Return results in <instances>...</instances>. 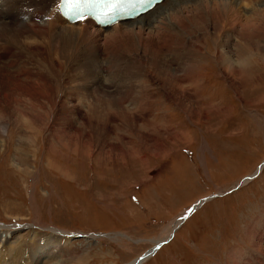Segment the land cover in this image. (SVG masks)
Instances as JSON below:
<instances>
[{
  "label": "rangeland",
  "instance_id": "rangeland-1",
  "mask_svg": "<svg viewBox=\"0 0 264 264\" xmlns=\"http://www.w3.org/2000/svg\"><path fill=\"white\" fill-rule=\"evenodd\" d=\"M235 2L210 8L223 36L199 54L177 41L117 48L78 30L66 46L48 27L50 38L0 36V229H21L2 264H129L166 239L140 264L264 263V164L242 178L264 159V0ZM198 11L185 12L195 28ZM225 56L246 57L234 88L215 63ZM144 60L179 66L196 103L168 99V76L137 69ZM33 233L45 247L25 261Z\"/></svg>",
  "mask_w": 264,
  "mask_h": 264
},
{
  "label": "bare ground",
  "instance_id": "bare-ground-1",
  "mask_svg": "<svg viewBox=\"0 0 264 264\" xmlns=\"http://www.w3.org/2000/svg\"><path fill=\"white\" fill-rule=\"evenodd\" d=\"M241 1L246 2L248 0H240V2ZM57 2H58V0H0V36H5V35L17 36V35L27 34V35H35L37 37H43V35L47 36L45 34V32H46L45 27H48L52 31V34H53L52 37L54 38V39L53 38L52 39L55 40L57 43L59 40L64 39L63 43L66 46H68L70 44L69 42L75 41V38H76V36H75L76 32L75 31L78 30V31H82L81 34L84 33L86 35H93V37H95L97 39H101V38L103 39L104 38V42L106 44H110V43L114 44V45H116L117 48H120L118 46L122 42H124L126 40L129 42L130 40H132L134 38L136 40H139L138 42L142 45H145L146 42H147L146 43V45H147L148 40H150V42L152 41L151 42L152 44L155 42V44H154L155 46H156V43H159L160 45H165V47H166V43L170 44V42L172 43V41H175V42L177 41L176 43H178V42L186 43L187 48L189 50L190 49L197 50V52L199 54V51L201 49H200L198 44L204 43L203 41L206 42V40H205L206 38H210V39L212 37L220 38L223 36V34H222L223 30H221L218 27H215L216 24L213 20L215 18V16L213 18V16L209 14L210 12H212V11H210L211 10L210 8L211 7H217V8L221 7L223 10H227V13H228V10H230V9L234 8L236 5H238V3L236 4L235 0H158V1L154 2L151 6H148L147 8H144L143 10L138 12L137 14L130 16L129 19L124 20L125 19L124 18L123 20L117 21L115 24H112L110 26L111 28L106 27L104 24L97 23V22L93 21L92 19H87V20L83 21L82 22L83 25H80L81 27L76 28L78 25L76 27L73 25H72L73 27L72 26L71 27L70 26H68V27L64 26L65 24H67L66 23L67 20H65L64 18H62L60 16L59 10L56 6ZM171 6H174V7H172L169 10V8ZM192 6H195L196 9L198 8L200 11L201 10H204L205 12L207 11L206 14L204 13L205 16L202 13H199V11H198L199 14L197 15V20L199 21V23L201 22L200 23L201 29L198 27L195 28L196 26H199V25H196L195 27L189 25L190 19L188 18L189 16H187V13H185V12H190V7H192ZM244 6H246V5H244ZM212 9H215V8H212ZM222 9H221V12H223ZM261 9H263V7H260V10ZM217 10H215L216 15L218 12H220L219 10L217 12ZM260 10H258L259 11L258 14L260 12H262ZM221 12H220V14H221ZM228 15L229 14H227V16ZM260 15H261V13H260ZM194 18H195V16H194ZM40 23H41V25H40ZM263 23L264 22L262 21V24ZM224 27H222V28H224ZM90 28H91V30H90ZM103 28H109V29H103ZM134 28H136V30H134ZM55 31H58V32H55ZM47 32H49V30ZM49 36H47V37H49ZM65 42L67 44H65ZM59 43H60V41H59ZM61 43H62V41H61ZM147 46H146V48H147ZM149 46L152 47L151 44ZM150 49H152V48H150ZM169 49H170V47H169ZM152 52H153V50H152ZM245 58L246 57H243V56L237 57L236 61L230 60L231 58L229 59L228 56H225L224 59L221 57L215 58V63L218 65L219 74L229 88H230V86H231V88H234V86L236 85V83L233 82L234 78L233 77L231 78V76H234L235 74L237 75L240 72H243L245 70V67H244V65H246L245 64V62H246ZM145 59H147V58H145ZM219 60H220V62H219ZM158 63H160V64H158ZM146 64H147L146 61L144 63L140 61L141 66H138L137 69L143 68L142 71L146 72L147 73L146 75H154L155 73H160V74L168 76L167 90H170L172 88V90L167 91L168 93L166 92L168 99H171V101H173L176 104H180L183 101L189 102V103H191V102L196 103L193 95L190 96L189 94H185V90L189 91V89H186V88L182 89L179 86V84L184 82V80H185V78L179 77L177 75V74L182 75L180 73L181 71L179 69V66H177V68H175L174 63H172L170 61H166V62L165 61L164 62L159 61V62L152 63V64L150 63L149 65L152 66V69H150ZM16 78L18 79L17 76H15V79L13 77H10L9 80L12 79L14 81H18V80H16ZM197 81L201 84L203 83V80L200 78H197ZM200 86L201 85L200 84L198 85L197 82L194 83V85H193L194 88H198ZM26 91H27V89H26ZM172 93H175V95L174 96L171 95ZM42 96H44V95L42 94ZM115 104H116V106H114L112 104L111 107L113 106L114 108L118 109V107L120 106V103L117 102ZM97 105L98 104L96 103L95 107L92 110L88 111V112H91V113H89L90 114L89 118L92 117V118H94L95 121L101 120V116L98 113L102 114L101 112L103 111L102 109L100 111L99 108L101 106L99 107ZM88 110H89V108H88ZM89 114H88V116H89ZM108 117H111V116L108 114ZM96 123H98V122H96ZM112 147H113V145L111 146V149L113 150ZM202 201L197 203L193 208L194 209L198 208L201 205V203H203ZM33 225L34 226L36 225L38 227L41 226L39 223H35ZM2 226H4V225H2ZM0 228H3V227H0ZM41 228L46 229V230L50 229L49 227H46V226H42ZM54 231H56V230H54ZM19 232H21V229H17V230L16 229L15 230H9L8 229L5 232L0 229V264L3 263V257L6 254L4 252L6 246L7 245H10V246L13 245L14 246L15 244H17L18 239H20L19 237L16 236V234ZM6 234H8V235H6ZM32 235H33V237L31 236V238H30V240L32 241L31 242L32 243L31 252L29 254L26 253L25 258L23 259V260H25V259L29 260L31 262L36 261V258H35V260L32 259V256L34 257L33 254H35L36 252H38L39 250H41L42 248L45 247V243L43 246H39L33 240L34 237L36 236V233H33ZM58 235L63 237L64 233L58 232ZM39 240H43V239L40 237ZM44 240L46 241L47 238L44 237ZM155 249L156 248H154L150 252V254L147 255L146 257L141 258V260H139L137 264H140L142 261L144 262L145 259L147 257H149L155 251ZM22 250L23 249H21V248H17L16 250H14L15 252L13 251L14 252L13 254L11 251V254H12V255L10 254L11 257L12 258L19 257V258H17L19 260L22 257V255H19L20 251H22ZM8 252L10 253L9 250H8ZM257 252L261 253V251H259V249L257 250ZM238 262L239 261L237 260L236 262H234L232 264H240ZM255 264H264V263H263V260L256 259Z\"/></svg>",
  "mask_w": 264,
  "mask_h": 264
},
{
  "label": "snow or ice",
  "instance_id": "snow-or-ice-1",
  "mask_svg": "<svg viewBox=\"0 0 264 264\" xmlns=\"http://www.w3.org/2000/svg\"><path fill=\"white\" fill-rule=\"evenodd\" d=\"M69 9L72 11H81V9L74 7V5H77L80 3V0H66ZM85 3L88 2V0H84Z\"/></svg>",
  "mask_w": 264,
  "mask_h": 264
},
{
  "label": "water",
  "instance_id": "water-1",
  "mask_svg": "<svg viewBox=\"0 0 264 264\" xmlns=\"http://www.w3.org/2000/svg\"><path fill=\"white\" fill-rule=\"evenodd\" d=\"M263 163H264V159L261 161L260 165H262ZM260 165H259V166H260ZM250 177H251V176H247V175H246V176H244L243 178H244V179H248V178H250ZM213 196L216 197V196H218V194H215V195H213ZM202 200H205V199L203 198ZM71 235H75V236H77V235H80V234H71ZM142 257H144V255H142L140 258L134 260V261H133L132 263H130V264H136V263H138V261L141 260Z\"/></svg>",
  "mask_w": 264,
  "mask_h": 264
}]
</instances>
